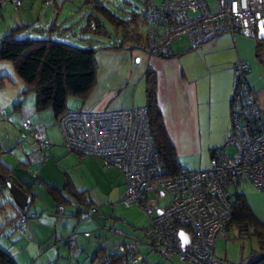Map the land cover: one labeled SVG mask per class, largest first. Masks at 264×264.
Here are the masks:
<instances>
[{"label":"built area","instance_id":"1","mask_svg":"<svg viewBox=\"0 0 264 264\" xmlns=\"http://www.w3.org/2000/svg\"><path fill=\"white\" fill-rule=\"evenodd\" d=\"M3 2L20 0H0V6ZM212 4L211 8L207 0H145L141 11L148 24L145 51L166 53L169 42L182 34L192 46L221 31L254 36L256 21L264 20V0H212ZM246 70L245 62L234 61L229 131L204 168L179 166L175 174H169L153 146L144 105L67 109L55 120L67 149L98 157L119 171L123 178L120 202L133 204L145 214L147 229L164 258L174 256L187 264H229L214 256L213 241L231 223L233 192L241 181H248L264 193V109L247 82ZM19 135L37 141L27 159L39 160L46 145L41 126L23 120ZM226 145L233 147L232 153L225 152ZM162 195L166 200L160 204L157 199ZM17 216L24 223L22 215ZM179 229L186 231L184 247ZM18 230L24 231L20 226ZM66 242L71 249L70 235ZM134 243L131 238L125 245L127 264H136L140 258L133 254Z\"/></svg>","mask_w":264,"mask_h":264},{"label":"crops","instance_id":"2","mask_svg":"<svg viewBox=\"0 0 264 264\" xmlns=\"http://www.w3.org/2000/svg\"><path fill=\"white\" fill-rule=\"evenodd\" d=\"M141 27L143 29L145 26ZM254 31V36H244L238 32L232 35L221 31L194 46L182 34L168 44L167 56L149 54L138 47L98 48L94 52V84L77 107L92 109L138 105L140 99L136 97V90L138 88L141 92L143 88L144 91V73L150 69L155 78V102L160 110L165 133L177 160L183 159L184 153L196 149L200 133L210 125L206 120L207 115L212 114L222 121L224 133L232 65L236 59L246 63L247 82L259 106L264 109V36L258 38L255 28ZM140 104L144 105V102ZM43 136L46 139L44 133ZM222 139L221 136L213 142H207L216 146ZM26 143L30 146L27 151L33 148V143ZM53 146H47V154L51 160L44 159L36 168L41 180L36 181L35 185H42L44 191L36 207L30 211L33 214L25 217L22 224L24 234L13 229L18 207L12 201L9 202L7 193L5 200L2 195L6 192L4 189L0 191V200L10 207L6 217L0 216V247L11 255L16 264H92L97 247L110 245L122 238L103 228L107 224L104 219L108 216L103 214L104 208L98 207L95 201L100 198L104 201L112 190L118 201L123 189V178L116 168L105 166L98 157ZM26 153L24 160H27ZM56 161L62 163V174L55 168H59ZM15 166L19 168V172H13L10 168L14 177L20 182L31 180L34 183V178L27 170L19 167L22 165ZM46 186L61 187L64 195L71 190L82 191L94 207V211L87 215L89 219L82 220L85 216L82 213L79 216L67 205L64 207V214L54 211L55 201ZM243 196L254 218L264 223V193L252 189L243 192ZM100 203L103 205V202ZM2 208L0 203V209ZM231 228L239 237H254L249 224L231 222L223 235L214 238L213 254L216 258L229 264H237L246 262L257 251L264 252V244L259 246L254 237L256 245L247 247L241 243L235 262H229L227 256L232 257L228 255L221 240L227 238ZM68 234L74 239L71 254L66 243Z\"/></svg>","mask_w":264,"mask_h":264},{"label":"trees","instance_id":"3","mask_svg":"<svg viewBox=\"0 0 264 264\" xmlns=\"http://www.w3.org/2000/svg\"><path fill=\"white\" fill-rule=\"evenodd\" d=\"M92 1L94 2V0H82L81 2ZM144 3L145 1L143 5ZM98 4L92 3L99 14L109 21L108 23L112 26L111 28L115 37H110V33L106 30L104 22L100 19L101 16L99 14H92L91 12L86 14L75 36V38L84 41V46L54 39L49 36L41 38L30 37L28 35L16 37L17 33H21L26 29L27 25L25 23H18L16 26L12 27V30L4 35L0 40V59L10 60L13 63L17 75L24 82V87L19 92L20 98L14 103L20 102L27 91H33L34 109L42 110L48 108L55 121L62 112L69 109L66 105L67 97L72 96L77 98L79 101L77 106H80L81 102L92 88L95 81L94 76L96 68L94 52L98 48L118 49L138 47L145 50V30L148 24L142 19L141 11L128 10V13L124 17L114 13L100 2ZM90 22L93 23V26L90 25ZM53 24L54 19L51 20L47 29H52L53 27L51 25ZM140 26H145L142 32L139 31ZM109 37L111 40L106 43V38ZM261 41L260 44H262ZM168 54L167 50L166 53L158 55L167 56ZM143 79L145 95L144 106L146 107V115L153 146L164 167L168 170L169 174L173 175L177 172L181 164L177 160L173 146L165 133L160 110L155 102V78L152 70L147 69ZM24 120H27L31 125L40 126L39 123L30 121L29 119ZM41 151V158L36 160V162L41 161L46 155L44 153V148ZM215 152L216 151L211 148L210 157ZM28 155L29 153H27V157ZM27 161L30 164L36 163L34 161L30 162L28 159ZM36 170V168L32 170L34 174L37 173ZM7 180L12 181L24 192L30 193L33 199L34 193L31 192L29 181L20 182L19 179L13 176L10 167L0 161V191L6 188L5 182ZM61 189V187L46 186V190L55 201L53 205L54 211L64 214V207L66 205L71 206L78 215L82 213V216H87L94 211V207L91 204L92 202L82 191L76 192L71 190L67 191V194L64 195ZM72 200L79 204V206H75ZM9 202H11V200H9ZM18 213L20 212L18 211L17 214ZM1 214L3 215L2 217L7 216L4 211H2ZM17 214L15 215L13 229L17 230L19 234H24V231L20 232L18 230L19 226L23 228V223L18 221ZM20 214L25 219L26 216H30L33 213L30 212L27 214V211H25V213ZM230 221L236 224H249L258 245L262 246V244H264V223L254 218L245 202L242 191L235 190L233 192ZM103 228L108 230L111 229L112 232L118 234L122 238L110 245L97 247L93 255L92 264H127L128 250L125 245L131 238L135 239L133 254L140 255V258L136 260V264H141V262L144 261V257L138 249L140 243L146 246L151 245L155 248V240L148 231L147 224L145 229L147 234H144V238L125 233L123 230L113 227L112 225H109L108 228L105 226ZM68 235L73 238L71 234ZM147 235L149 241L146 239ZM73 244L71 249L67 245L69 254H71L73 250ZM119 246H121V249H119ZM172 257L175 258L174 256ZM169 258L171 257L165 259ZM0 264H16L11 255L2 247H0ZM237 264H264V252L257 251L255 252V256H252L246 262Z\"/></svg>","mask_w":264,"mask_h":264},{"label":"rangeland","instance_id":"4","mask_svg":"<svg viewBox=\"0 0 264 264\" xmlns=\"http://www.w3.org/2000/svg\"><path fill=\"white\" fill-rule=\"evenodd\" d=\"M81 1L82 0H21L19 4L3 2V4L0 6V40L7 32L12 30V27L16 26L18 23H25L27 25L26 29L21 33H17L16 37L28 35L30 37L41 38L49 36L54 39L84 46V41L82 39L75 38V36L78 33L79 27L83 23L86 14H89V12L92 14H99L96 7H94L92 3L97 5L100 2L114 13L125 17V15L128 13V10L142 11L143 2L145 0H94V2ZM207 2L212 8V0H207ZM53 19L54 24L51 25L53 28L47 29L51 23V20ZM100 19L104 22V26L110 33V37H113L114 33L111 28L112 26L108 23L109 21L106 20L104 16H101ZM141 28L142 27L140 26V32L143 31ZM110 37L106 38V40L110 41ZM23 87L24 82L17 75L13 63L8 59H0V161L12 168L13 172H19V168H17L15 165L20 164L22 166L19 167L25 169V171L27 170L26 172L34 178V183H31V180L29 181L30 189L31 192L34 193V197L26 210L28 214L33 208L36 207L38 200H40V196L43 195L42 192L44 191V189L42 190V185H35L37 184L35 182L40 181L41 177L38 175V172L34 174L32 170L35 168L38 169V166L44 161V159H49V161L51 160L50 156L47 154L48 144L50 147L53 145V147L61 146L64 150L67 148L64 145L59 144L61 143L59 142V138L61 141V136L58 126L51 116L50 110L48 108H44L42 110L34 109L33 91H27L20 102L14 103L19 100V92ZM136 97L140 99L138 105H141L140 103L144 102L145 98L143 88L141 92L138 91L137 88ZM78 104L79 101L77 98L72 96L67 97L66 105L69 109L76 108ZM1 109H3L4 112H2ZM24 119H29L30 121L42 124L40 126L46 137L45 142L47 143L44 147V153H46V155L41 161H38L34 164H30L26 159H23L24 153H30L32 150L34 151L38 146L37 141H34L30 135L24 137L19 135L21 122ZM215 119L216 117H214L212 114L210 116L207 115L206 120H208L210 125L203 131V133H200L201 138L199 139L196 149L193 152L184 153L182 155L183 159L179 157L181 158L178 159L181 166L191 169L205 167L208 164L211 148H214L216 151L223 145V142L229 131L228 110L226 114V127H224V133L222 121L218 118L216 120ZM221 136L223 139L216 146H212L207 142H213ZM26 141L31 142L34 145L29 151L27 150L30 148V146L28 143H26ZM67 150L71 151V149ZM224 150L227 154H230L233 152V147L231 145H226L224 146ZM59 162L55 163L59 168L56 166L55 168L62 174V171L64 170H62V163L60 164ZM24 165L26 168H23ZM36 177L37 179L35 180ZM236 189L242 192H249L255 188L248 181H241L236 186ZM4 190L6 192L2 195H4L5 198L7 197L8 193L6 188H4ZM100 199H97L95 202L98 204V207L101 209L104 208L103 214L108 216L104 219V221L107 222V224L104 225L105 227L108 228L110 224H113V227H118L125 233H129L140 238L145 237L144 234H147L145 230L147 217L140 209H138L133 204H130L129 206H124L121 204L119 200L117 201L115 199L114 190L110 191L108 198L104 201L103 199ZM5 200L7 199L5 198ZM157 200L160 204H162L165 202L166 197L162 195L159 196ZM100 202H103V205ZM0 203L3 206V208L0 209V216L2 217L3 215L1 212L4 211L5 214H8L7 212L9 211L10 207L2 200H0ZM100 213L102 214V212ZM86 218L89 219V216H85L82 218V220ZM64 225L65 227L67 226L66 224ZM95 225L99 226L101 224L95 223ZM105 230L111 231V229ZM241 236L242 237H239L236 234V231L231 228L227 238L225 240H221L222 244L224 243L223 245L225 250L228 251V255L233 258H228L227 256L226 259L229 262H235V259L238 257V247L241 243H244V245L247 247L256 245V241L253 236H249L250 238L244 235ZM146 239L149 241L148 235L146 236ZM221 247L223 248L222 245ZM138 249L144 257V261L141 262V264H187L186 262L177 260L173 257L165 259L157 251L156 247L153 248L151 245L146 246L140 243L138 245Z\"/></svg>","mask_w":264,"mask_h":264},{"label":"water","instance_id":"5","mask_svg":"<svg viewBox=\"0 0 264 264\" xmlns=\"http://www.w3.org/2000/svg\"><path fill=\"white\" fill-rule=\"evenodd\" d=\"M256 36L258 38L264 36V20L259 19L255 23ZM7 193L9 194L10 200L12 203L18 207L20 213H25L27 210L32 196L30 193L24 192L19 186L15 185L12 181L7 180L5 182ZM178 235L182 239V247L187 243L186 231L179 229Z\"/></svg>","mask_w":264,"mask_h":264}]
</instances>
